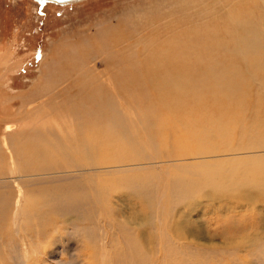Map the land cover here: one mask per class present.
I'll return each mask as SVG.
<instances>
[{
    "label": "rangeland",
    "instance_id": "rangeland-1",
    "mask_svg": "<svg viewBox=\"0 0 264 264\" xmlns=\"http://www.w3.org/2000/svg\"><path fill=\"white\" fill-rule=\"evenodd\" d=\"M263 28L264 0H75L66 3L0 0V220L5 219L0 221L5 224V227L0 226V264H18L19 255L28 258L25 264H98L109 260L111 254L114 255V264H123L120 261L125 260L124 253L133 248L135 257L139 258L131 263L144 264L140 255L149 250L144 249L140 234L133 230L131 222L136 220L130 217L131 207H143L144 203L139 200L150 198L157 205L159 192L163 189L167 195L165 201H168L173 188L171 182L177 175L200 178L205 171L215 167L223 170H218L222 179L225 175L233 181V177L238 176L251 182L254 167L250 165H257L260 158H264V46L259 49L247 47L244 56L235 37L238 34L247 36L248 29L250 35L256 31L264 43ZM114 59L122 63L117 65ZM109 60L113 61L112 69L107 72L111 76V85L105 80L106 66L102 64ZM227 60L231 64L230 70H246L237 98H228L223 92L217 94V90L213 91L217 77H220L217 73L224 71ZM96 69L103 77L98 86L100 98L108 97V93L111 96L103 97L97 106L89 103L88 110L79 108L80 103L91 100L93 86L91 82H85L90 80V75L96 74ZM213 69H216L215 72ZM211 70L215 76L210 73ZM85 71L87 79L76 83L77 77H82ZM83 82L84 86L80 87ZM235 90V87L227 88V91ZM79 96L82 101L78 100ZM241 102L243 104L239 105ZM192 103H198V109ZM72 107L81 114H73ZM96 108L101 116L109 119L99 118L97 128L102 127L99 123H126L127 133L135 134L137 143L131 146L122 138L111 152L103 147L104 151L100 149L102 152L95 154V158L103 157L105 153L118 157H129L134 153L140 165L97 169L88 174L75 172L73 164L85 158L74 140L77 127H85V120H88L86 123L97 121L93 117ZM215 115L228 121L230 132L227 136L231 137L226 141L232 139L243 149L238 159L232 160L233 155L223 158V161L217 159L212 162L213 159L203 161L192 154L194 146H202L206 150V140L211 139V135L219 136L217 130L207 133ZM90 123V127L95 129L96 124ZM6 127L10 129L7 131ZM147 129L150 130L147 136H154L157 141L155 147L138 144L139 137L147 141L144 139L147 134L144 130ZM50 131L60 135L64 133L63 138H69V144L65 141L69 145V153L63 156L50 149L43 154L40 164H33L21 150L13 148L23 141V133L36 136L33 132H40L50 136ZM186 132L194 138L186 141ZM27 139L31 145L34 138ZM123 145L128 148L127 152ZM154 155L160 156L163 164L148 163ZM61 160L64 166L50 165ZM44 167L46 170L41 169ZM59 168L66 172L57 173ZM44 171L48 173L40 174ZM247 185L257 195L252 209L246 208L245 211H249L244 215L241 212L230 214L232 218H242L247 233L256 232V235L251 234L252 238L245 235V240L252 239L254 242H249L252 246L247 242L243 244V248H248L241 252L250 255L251 251L259 257L264 252V188L260 192L255 183H247L246 189ZM134 187L142 199L130 193ZM81 192L90 197L89 203L80 199ZM50 198H59L58 202L68 206L74 201L81 202L82 213L71 211L66 216L58 213L52 216L48 212L51 209L49 205H44ZM205 198L200 196L196 200L203 204L198 218L203 225L214 217L216 208L212 201ZM222 200L219 205L225 202V197ZM237 204L248 207L249 202L240 201ZM36 206H43V209L40 211ZM92 207L98 209L97 213L88 212ZM81 215L83 217L80 218ZM194 215L196 212L192 213V220ZM137 220L151 225L150 222L163 219L142 215ZM50 221L57 226L52 227ZM169 221H183V218L166 216L164 223ZM24 222L30 227L36 225L34 231L24 229L27 225L19 227L18 224ZM40 222L47 224L45 230H42ZM76 225L89 228L90 233L86 231L77 235L73 230ZM224 225L221 229L226 228ZM166 232L171 233V227L167 226ZM133 241L137 244L134 245ZM160 243L162 241L158 240L153 264H161ZM28 253L36 256H27ZM252 264H264V260Z\"/></svg>",
    "mask_w": 264,
    "mask_h": 264
},
{
    "label": "bare ground",
    "instance_id": "bare-ground-1",
    "mask_svg": "<svg viewBox=\"0 0 264 264\" xmlns=\"http://www.w3.org/2000/svg\"><path fill=\"white\" fill-rule=\"evenodd\" d=\"M72 1H75V0H71L69 2H72ZM245 27H247V26L245 25ZM249 30H251V28ZM249 30L247 29V31H248V33H247L248 35L247 36H244L243 34H238L235 37V40H236L237 44L239 45V47L241 48V52H243V55L244 56H246V49H247V47H250L251 46L253 49H259V48H261V45L264 46L263 40L260 38L259 34L255 31V32H251V33H254L253 35H250L249 34ZM221 37H222V35H221ZM120 47H124V46H120ZM220 47H221V45H220ZM209 49L212 52L211 48H209ZM120 51H122V50H120ZM207 51H209V50H207ZM218 51H219V49H218ZM220 53H222V51ZM207 54H208V52H207ZM223 58H225V57L223 56ZM227 58H228V56H227ZM228 60H227V62L225 64L226 65L225 69H224V67L222 68V69H224V71L222 73L221 72L220 73H217V75H219L220 77H217V82L216 83L218 85H221V86H218L215 83V85H214L215 86L214 87L215 89L213 91L217 90L218 91L217 94L219 92H223V95L227 96L228 98H237V94L241 92V88L239 90V85H240L242 79L245 77L244 75H246L245 74L246 73V70L244 69V67L242 65L241 66L243 67L244 70H240V69L239 70H236L235 69L236 70L235 71L234 68H231V70H230V65L231 64H230V62ZM231 60H234V59H231ZM244 61H246V59ZM112 62L113 61L109 60V61H105V62L102 63L103 65L106 66L105 67L106 73H104V72H102V73H104L105 80L110 85L112 84V82L110 81L111 76H109L107 74V72L109 73V71H108L109 68L112 69V64H111ZM114 62H116L117 65H119V64L122 63V61L116 60V59H114ZM238 62L236 60L235 63H238ZM241 62H242V60H241ZM241 62H240V64H241ZM243 62H242V64H244ZM245 65L247 67V64L246 63H245ZM94 66H95V64H94ZM228 66H229V70H228ZM215 70L216 69H213L214 72H215ZM99 72L100 71H98L96 69L95 70V73L96 74H93L92 76L90 75L89 76V79L90 80L87 81V82H85L87 84L90 83V82L92 83L91 85L93 87H92L91 90H92L93 93L90 95L91 96V100L86 99L85 101H83L82 103H80L78 105L79 108H82V109L86 108L87 109L89 103L95 104L97 106V103H99L101 101V99H103V97H107V96H103V97L100 98V95H99V92H98V90H99V88H98L99 83L101 82V80H103L102 74L101 73L99 74ZM210 73H213L212 70L210 71ZM86 74H87V71L84 72V74H83L82 77H77L76 83H80V82H82V80L83 81L86 80L87 78L84 77ZM214 76H215V74H214ZM71 81H73V80H71ZM94 84H96L97 86L94 87ZM81 86H84V82L82 84H80V87ZM228 87H235L236 90L235 91H227V88ZM83 90H85V89H83ZM165 90H166V88H165ZM79 93H77V94H79ZM112 95L113 96L115 95V93L113 91H112ZM110 96L111 95L108 93V97L107 98H110ZM207 98H208V96H207ZM219 99H221V98H219ZM223 99L221 101L224 102L225 100H223ZM78 100L79 101H82V97L79 96L78 97ZM242 101H244V100H242ZM193 104L194 105L196 104L195 107L197 106V109H198V103H192V105ZM238 104L241 105L243 103L241 102V103H238ZM211 106L212 105H210V107ZM222 106L225 107V103H222ZM154 109H156V108L154 107ZM154 109H151V110H153V112H155V114H158V113L160 114V112H158V111L156 112V111H154ZM160 110H162L161 112H163V109H160ZM71 111H72L73 114H77V116H79L81 114V113L75 111L73 109V107L71 108ZM210 111H211V109H210ZM93 114H94L93 117L97 121H90V122L96 124L94 126L95 129H93V127H90V125H91L90 122L86 123V121H88V120H85L83 122V125L85 127H77L78 129L76 128L78 132H77L74 140H75V143L78 144V147H79L78 148V151H81L82 155H84L85 158L84 157L82 158L83 159L82 162L74 163L73 164L74 167H75V172H80L82 174H84V173L87 172V174H88L89 171H96L97 169H102V170H110L112 168L113 169H116V168H120L121 169V168H126V167H129V166L140 165L139 164V161H138L139 159L134 156V153H132L129 157H124V156L118 157V156H115V155L113 156V155H108L107 153H105L103 155V157H99L98 159L95 158V156H94L95 154L98 155L100 152L104 151V149H102L103 147L107 148L108 150L110 149L109 151L111 152V149H114V146L116 144H118L119 142H121V139L122 138L125 139V140H127L130 143V145L131 144H136L137 143V139H136L137 136L135 134H132L131 132H130V134L127 133L126 127H125L126 123H125V125H123V124H121V125H118V124L112 125L111 122H107V123H109V125L107 123L106 124L99 123V125H102V127L99 126L97 128V124H98V121H99L98 119L99 118L100 119L101 118H104V119H107L108 121H109V119L108 118H105L104 116H101V114H100V112L98 111L97 108L93 112ZM216 114H218V113L216 112ZM69 115H70V113H69ZM164 116H165V114H164ZM191 117H193V116L191 115ZM88 118H89V120H93L91 117H88ZM218 118H220L221 120H219ZM218 118L216 117V115L215 116H212V118H211L212 119V122L210 123L212 126H210L208 128L207 133L217 130L219 136H213L212 137V135H211V139H207V140L205 139L207 141V146L205 147L206 150L202 146H197V147L194 146V148L192 149L194 151V153H192V152H190V153H192L193 155H195V158L202 159L203 161L204 160L213 159L212 162H214L217 159H221L223 161V158H228L230 156L235 155V156H233L231 158L232 160H234L235 158L238 159V155H240L241 152L243 151V149L238 145V143H236L235 141H231L232 139L230 141H226L227 140L226 138L230 139V137H231V136H227V134L230 132L229 129H228V127H227L228 126V124H227L228 121L226 119H224L222 116L221 117H218ZM161 121H163V119H161ZM181 121L182 120H180V123H182ZM207 122H209V121H207ZM164 123H166L165 120H164ZM130 126L133 127V128L136 127L135 125H130ZM204 127H206V126L204 125ZM67 128H65V129H67ZM147 128H149V127H147ZM6 129L8 131L10 128H7L6 127ZM154 130H156V127H155ZM202 130H203V128H202ZM74 131H76V130H74ZM149 131H148V129L146 131L144 130V132H147L146 136L144 134V136H145L144 139H147V141H143V139L141 137H139L138 144L139 143H142L143 146L145 144L147 146H149V145L151 146L152 145V146L155 147V143L157 144V141H156V139H155L154 136H153V138L147 136L148 134L150 135V132ZM33 133L36 136H32V135H30L28 133H23V137H24L23 141L26 144L21 140L20 143L18 142V144H17L16 147H13L14 150H16V151H20L21 150V153L23 154V156L25 155V157L26 156L29 157V159L32 161L33 164H40V162H41L40 160L43 157V154L46 153V151H48L50 149L54 153H57L58 152V153H60L63 156H64L65 153L68 152L69 145H67L65 143V141L69 144V140H68L69 138L68 137H67L68 139L63 138L65 136L64 133H61L60 132L61 133V135H60L58 132L56 133L55 131L54 132L53 131H50L49 132L50 133V136L44 135V134H42L40 132H33ZM133 135H134V137H133ZM198 135H199V133H198ZM43 136L44 137L47 136L48 138L47 139H42L41 137H43ZM27 137H33L34 138L32 140V144L31 145L28 144ZM193 138L194 137H193L192 134H190L188 132L185 133V140L186 141L187 140H190V139H193ZM200 138H202V137L200 136ZM13 141H14V139H13ZM15 142H17V141H15ZM54 142H55V144H54ZM123 146L121 148H123ZM252 147H257V146H252ZM100 149H102V151ZM124 149H125L124 151H126V149L128 150V148L126 146H124ZM147 150H148V148H147ZM251 150H259V149H251ZM185 151L187 152V150H185ZM252 152H254V151H252ZM14 153H16V152H14ZM17 154H20V153H17ZM227 155H229V156H227ZM95 159L97 160L96 161V164H94ZM149 159H150V162H148V163L153 162V163L157 164V166H159L160 164H163L162 163L163 162L162 161V158L160 156L154 155L152 157L153 160H151V158H149ZM192 159H194V158H192ZM146 160H147V157H146ZM77 161H80V160H77ZM259 161L260 162L257 165H254V164L252 166L250 165V167H254L253 170H251L252 171L253 178L252 179L250 178L251 179L250 181L251 182H254L255 185H256V187L257 186L260 187L259 188V191L261 192V189L264 188V158H260ZM212 162H210V163H212ZM22 163H24V160H23ZM100 164H101V166H100ZM50 165H55L57 167L64 166L63 165V160H61L59 162H56V163H51ZM67 165H70V164H67ZM91 165H93V166H91ZM189 165H192V164H189ZM46 167L41 168V169L46 170ZM212 167H213V165H212ZM218 170H220V169H217V167H215V169L207 170V171L204 172L203 175H201L200 178H197V177H194V178L186 177L185 178L183 176L177 175L175 178H173V182H171L172 185H173V188L170 187V188H172V193L170 194L168 201H165V197L167 195L165 193V190L162 189L159 192V196H158L159 199H157V203H158L157 205L156 204H153L154 201L151 200L150 198L142 199V196H139V193L136 191V187L133 188L132 192H130V193H132V194L135 193L134 196L140 197V199H142V200H139V201H141V202L144 203L143 207H141L140 209H138L137 207H135V208L131 207L130 208V210H131V214H130L131 216L130 217L131 218H135V220H136V221L134 220L135 223L134 222H131V223H133L132 224V228H133V230L135 232L138 233V235L140 234V236H141V238L143 240V243L142 244L144 246V249L146 251L149 250V251H147L145 253L142 251L144 254L140 255L142 257V260H143L144 264H153L154 256L158 252L157 251V245H158L157 244V241L158 240L159 241H162V243H160V247H159L160 248V256H159V259H160L161 264H203V263H205V264H252V262L260 261L261 259L264 260V252L261 253L262 255H260L259 257H257L256 254H251L252 253L251 251H250V255H247V254L245 255L244 254V252L247 251L246 248H248V247H244L243 248V244H245L246 242L247 243L252 242V244H253V242H254L252 239L245 240V235L248 234V236H247V238H248V237L251 236L252 233H253L252 235H254L256 232L247 233L244 230L246 228V226L244 227L242 218L240 216L237 217V218H232L231 217V214H230V212H235V213L241 212V214L244 215L246 213V211H249V210H246L245 211L246 208H248V209L251 208L252 209V204L254 202V199H256L257 195H255L254 192H253V190H251L248 187L249 185H247V189L245 188V186H246L247 183H250V184H254V183L244 181L242 178H237L238 176L237 177L236 176L235 177L232 176L233 177V181L229 180V178H226L225 175H224L225 179H222V178L219 177ZM59 172L60 173H65L66 170H61V168H59V169H57V173H59ZM47 173H48V171H44V172H42L40 174H42V175L45 174L46 175ZM52 173H54V171H52ZM228 174H229V171H228ZM241 174H243V173H241ZM236 175H238V174H236ZM227 177H229V176H227ZM260 182H262V183H260ZM205 183H208V185H205ZM255 185H253V186H255ZM119 187H121V186H119ZM167 188H169V187H167ZM241 190H244L245 193H243V191H241ZM143 193H144V191H143ZM80 194H81L80 195V199L82 201H87V203L90 202L89 201V198L90 197H87V195H85L83 192H81ZM200 196H202L203 198L206 197L207 200L212 201V205L213 206L216 205V208H215L214 213H213V214H215L214 217H211L208 220V222L206 224H204V225H203V222H200L199 219H198L199 216H200V213L199 212L201 210V205H203L201 203H197L196 202L197 198L200 197ZM223 197H225V202H223L222 205H219V202L220 201H224V200H222ZM57 199H59V198H57ZM57 199H55V200L52 199V198H50V200H46L45 199L46 202H45L44 205L45 206H48L49 205V208H51V209H49L48 212H50L52 214V216L53 215H56L57 213L60 214V215L66 216L65 214H69V213H71V211H74L73 213H82L81 202H77L76 203L74 201V202H71V204L68 206L67 204L58 202ZM240 201H242V202L243 201L249 202L248 207H247V205H244V204H242V205L241 204H237V202H240ZM35 203H36V201H35ZM43 206H40V207L36 206V208L41 211L43 209ZM214 207H212V208L214 209ZM47 210H48V208H47ZM5 211H7V210H5ZM97 211H98V209L93 208V207L90 210H88V212H90L92 214L97 213ZM48 212H47V214H48ZM193 212H196V215L193 216V217H195V219L193 218V220H192L191 217H192V213ZM45 213H46V211H45ZM5 214H6L5 216L7 217V214L8 213L6 212ZM44 215L47 216L46 214H44ZM142 215H143V217H146V216H152L153 218L154 217H156V218L157 217H162L163 220L162 221H159V222L157 221L155 223L152 221V222H150L151 225H149V222H146V221L139 222L137 220ZM166 216H169V217L170 216H175V218H177V219L183 218V221H169L168 223L167 222L164 223ZM81 217H83V216L81 215L80 218ZM80 218H79V220H81ZM24 219H25V217H24ZM4 220L5 219H2L0 221H4ZM27 220H26V222H27ZM76 221L77 222H81V221H78V220H76ZM128 221H129V219H128ZM128 221H125V223L128 224ZM146 223H147V230L145 229ZM27 224L28 223H25L24 222V223H20L18 225H19V227H22V226L24 227ZM49 224H51V226L53 225L52 227H54V226L56 227L57 226L56 223H52L51 221H50ZM164 224L166 225V227L167 226L171 227V233L166 232V227H164ZM224 224H226V228L223 227L224 229H221V226H223ZM39 225L42 226V228H43L42 230H45V228H47V224L45 222H40ZM0 226L1 227H5V224H3V223L0 222ZM35 226L36 225L30 227V226L27 225L26 227H24V229L31 230V232H32V231H34V227ZM207 226H208V229L206 228ZM210 226H213V227L210 228ZM88 229L89 228H87V227H81V226H77V225L74 226V228H73V230L79 236H80V234H83V232H86V231L88 232ZM51 230H54V229H51ZM155 230H157V231H155ZM88 233H90V232H88ZM77 235H76V237H78ZM106 236H107V234H106ZM131 236H132V233H131ZM113 237L114 236H112V238ZM137 237H139V236H137ZM134 238H135V236H134ZM250 238H252V237H250ZM114 240L116 242L117 238L115 237ZM134 241H133V243H134ZM164 241L166 242L165 246H164ZM127 242H125V243L128 244ZM125 243H124V245L127 247V245ZM136 244H137V241H136ZM136 244L134 243V245H136ZM252 244H250V245L252 246ZM96 246L97 245H95V247ZM239 247L240 248L242 247V248L239 249ZM98 248H100V247H98ZM101 248H102V246H101ZM114 249L116 250L118 248H115L114 247ZM241 250H243L244 252H241ZM82 251H84V250H82ZM135 253H136V251H135ZM28 254H27V256H31L32 255V254H29V255ZM124 254L126 255V257L124 258L125 260L124 261H122V260L120 261L123 264H133L131 262H135V259L139 258L138 256H136L137 258L135 257L134 248H133V250H130L129 253L127 251ZM128 254H129V256H128L129 259H127V255ZM137 254H139V252ZM19 256H18V264H25V261H26V259L28 260V258L26 257V259H25L24 256H22V255H21L22 257H19ZM32 256L35 257L36 254H35V256L34 255H32ZM247 257H250V259H247ZM96 258L97 257H94L93 259H96ZM108 259L109 260H103L102 262H99L98 264H114V260H113L114 259V255L113 254H111L110 256H108ZM122 259H123V256H122ZM27 262H29V261H27ZM29 264H32V263L29 262Z\"/></svg>",
    "mask_w": 264,
    "mask_h": 264
},
{
    "label": "water",
    "instance_id": "water-1",
    "mask_svg": "<svg viewBox=\"0 0 264 264\" xmlns=\"http://www.w3.org/2000/svg\"><path fill=\"white\" fill-rule=\"evenodd\" d=\"M36 1H46V0H36ZM50 1H54L56 3H66V2H69L71 0H50Z\"/></svg>",
    "mask_w": 264,
    "mask_h": 264
}]
</instances>
